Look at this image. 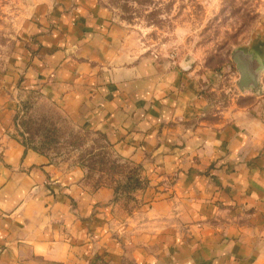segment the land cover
Wrapping results in <instances>:
<instances>
[{
  "label": "crops",
  "instance_id": "1",
  "mask_svg": "<svg viewBox=\"0 0 264 264\" xmlns=\"http://www.w3.org/2000/svg\"><path fill=\"white\" fill-rule=\"evenodd\" d=\"M35 13L16 55L23 87L105 134L149 184L127 202L27 147L0 91V264H264V110L213 120L204 75L125 46L98 0Z\"/></svg>",
  "mask_w": 264,
  "mask_h": 264
},
{
  "label": "rangeland",
  "instance_id": "2",
  "mask_svg": "<svg viewBox=\"0 0 264 264\" xmlns=\"http://www.w3.org/2000/svg\"><path fill=\"white\" fill-rule=\"evenodd\" d=\"M39 0H0V91L9 102L13 121L9 134L21 142L31 135L19 124L22 118L52 121L64 135L84 133L68 119L65 110L37 89L24 88L23 72L16 55L19 48L30 47L25 39L29 23L35 22ZM107 7L124 29L125 46L151 53L201 77V95L211 105L215 121L231 118L232 110H264V0H98ZM34 37V36H33ZM32 38V36H31ZM30 40V39H29ZM32 41V40H30ZM35 42V40H34ZM243 52L250 74L246 80L238 69L235 54ZM240 55V54H239ZM258 76V86L244 85ZM14 79L12 91L6 77ZM210 76V77H208ZM215 80V84L212 83ZM96 134V133H91ZM44 134H36L30 146L44 150ZM94 135L79 148L49 145V152L65 165H79L83 152L94 146ZM100 171L91 172L88 184L115 185ZM117 176L115 177V179ZM104 180V181H103ZM108 180V179H107Z\"/></svg>",
  "mask_w": 264,
  "mask_h": 264
},
{
  "label": "trees",
  "instance_id": "3",
  "mask_svg": "<svg viewBox=\"0 0 264 264\" xmlns=\"http://www.w3.org/2000/svg\"><path fill=\"white\" fill-rule=\"evenodd\" d=\"M19 124L31 135L29 141L26 138V141L23 143L27 147L49 156L52 155L45 151L49 145H55L57 147L59 144H65L73 148H79L86 145L90 135L96 136L97 138L93 141L94 146H91L83 152L78 163L86 171L85 181L88 182L91 172L100 171L108 179L104 178L106 179L105 182H110L113 179L115 185L112 186L117 196L123 197L127 202L134 199L133 194L137 190L145 189L149 184L147 178L141 177V166L132 161L125 160L117 154L113 144L108 141L105 134L84 132L82 134L71 133L64 135V133L59 131L54 122L49 120L39 121L34 118H22ZM36 134H44L45 138L41 144L44 150L29 145L33 142ZM116 176L117 178L115 179ZM103 184L108 183H101L95 187Z\"/></svg>",
  "mask_w": 264,
  "mask_h": 264
},
{
  "label": "water",
  "instance_id": "4",
  "mask_svg": "<svg viewBox=\"0 0 264 264\" xmlns=\"http://www.w3.org/2000/svg\"><path fill=\"white\" fill-rule=\"evenodd\" d=\"M239 54H235L234 55V59L235 61L237 62V65H238V69L240 70L241 74H242V79L243 80H246L247 76L251 75L250 74V68H249V65L248 63L246 62L247 60H245V54L243 52H238ZM250 85H253V86H258V76L254 75L253 77V80L251 79V82L245 84H241L242 87H245V86H250Z\"/></svg>",
  "mask_w": 264,
  "mask_h": 264
}]
</instances>
